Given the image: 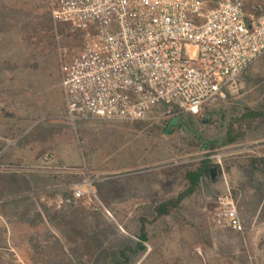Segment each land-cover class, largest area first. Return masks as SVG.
I'll return each mask as SVG.
<instances>
[{"label":"rangeland","instance_id":"374dc122","mask_svg":"<svg viewBox=\"0 0 264 264\" xmlns=\"http://www.w3.org/2000/svg\"><path fill=\"white\" fill-rule=\"evenodd\" d=\"M83 46V33L54 24L49 0H0L6 256L16 264H264V166L251 167L264 159V57L199 113L72 123L62 69ZM231 129L243 135L233 143ZM203 163L216 177L192 190L187 174ZM225 194L241 234L214 221ZM181 195L158 217L159 205Z\"/></svg>","mask_w":264,"mask_h":264},{"label":"built area","instance_id":"2783aa9c","mask_svg":"<svg viewBox=\"0 0 264 264\" xmlns=\"http://www.w3.org/2000/svg\"><path fill=\"white\" fill-rule=\"evenodd\" d=\"M49 6L55 25L84 37L62 69L72 123L199 113L264 57V0H49ZM216 203L215 223L242 233L232 196Z\"/></svg>","mask_w":264,"mask_h":264},{"label":"trees","instance_id":"16d2710c","mask_svg":"<svg viewBox=\"0 0 264 264\" xmlns=\"http://www.w3.org/2000/svg\"><path fill=\"white\" fill-rule=\"evenodd\" d=\"M250 116V117H249ZM246 115L244 116V120H248V119H256L258 118L260 115ZM230 136H233L234 131L229 132ZM241 136H233V138L230 139V143L236 142ZM259 166H264V159H259V160H253L251 161V167L257 169ZM215 169L212 168L211 166H209L206 163H203V165L201 167H199L196 171L194 172H190L187 174V179L190 183L191 189L194 190L198 185L199 182L202 178L206 177H211V170ZM185 195H181L176 201H169L168 203H163L161 205H159L155 212L158 215V217H162V216H168L170 214V211L172 209H176L178 208V206L180 205V203L182 202V200L185 198ZM237 234H241V233H237ZM141 242H146V238L142 237ZM139 247L141 248L142 251H145V248H143L142 246L139 245Z\"/></svg>","mask_w":264,"mask_h":264},{"label":"crops","instance_id":"0c3cea01","mask_svg":"<svg viewBox=\"0 0 264 264\" xmlns=\"http://www.w3.org/2000/svg\"><path fill=\"white\" fill-rule=\"evenodd\" d=\"M6 251L0 247V264H16L15 261H12L10 257L6 256Z\"/></svg>","mask_w":264,"mask_h":264},{"label":"water","instance_id":"95a60500","mask_svg":"<svg viewBox=\"0 0 264 264\" xmlns=\"http://www.w3.org/2000/svg\"><path fill=\"white\" fill-rule=\"evenodd\" d=\"M178 124V119L177 118H174L168 125V129L166 132H169V130L173 127H175L176 125ZM216 172H217V169H212L211 170V179L214 180L215 177H216Z\"/></svg>","mask_w":264,"mask_h":264}]
</instances>
